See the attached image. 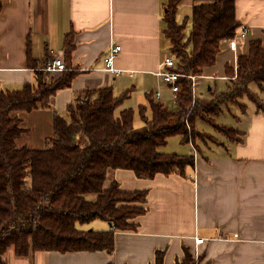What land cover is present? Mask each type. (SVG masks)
<instances>
[{"label": "crops", "instance_id": "obj_1", "mask_svg": "<svg viewBox=\"0 0 264 264\" xmlns=\"http://www.w3.org/2000/svg\"><path fill=\"white\" fill-rule=\"evenodd\" d=\"M169 1L0 0L1 90L13 92L27 84L36 85L41 71L48 81L65 72L76 73L71 86L58 90L48 107L15 113L24 131L18 147L47 148L54 136L56 115L68 116L70 105L87 91L112 88L115 96L121 97L130 90L119 109H133L135 119L137 112L141 117L140 107H147L149 121L143 129H151L148 94L172 111L166 102L173 93L158 75L167 57L176 59L165 33ZM198 1L211 0L181 1L176 17L179 25L186 28L189 19L193 23ZM235 7L241 27H247L249 33L236 50L228 40L222 41L216 63L203 70L195 90L188 81L199 102L214 99L203 97L206 81L230 82L227 68H236L238 57L249 54L251 42L258 40L264 45V0H236ZM183 9L189 13L186 21L180 15ZM68 41L74 45L71 54H67ZM114 44L122 47L114 62L117 74L105 65ZM54 57L63 58L67 69L46 71ZM252 92L264 105V89ZM235 103L241 114L235 116L234 124L216 122L235 133L228 135L215 127L223 137L200 135L198 140L205 148L191 141L193 149L178 154L193 156L195 165L183 172L146 179L131 170L109 171L106 188L117 181L123 191L147 192L142 204L146 211L133 220L137 229L116 231L112 253L36 251L18 256L11 247L3 259L7 264H155L162 252L164 264H176L189 249L200 264H264V109L251 98ZM235 103H225L222 109ZM175 104L178 110V102ZM103 222L95 223V229L96 225L98 231L112 229V224Z\"/></svg>", "mask_w": 264, "mask_h": 264}, {"label": "trees", "instance_id": "obj_2", "mask_svg": "<svg viewBox=\"0 0 264 264\" xmlns=\"http://www.w3.org/2000/svg\"><path fill=\"white\" fill-rule=\"evenodd\" d=\"M182 0H170L165 12V33L171 42L178 70L186 75H202L216 63L223 40L235 36L241 27L236 17V0L198 1L193 8V32L185 42L184 26L177 23ZM2 5L0 3V11ZM191 45L192 51H188ZM67 54L73 50L68 41ZM38 73L36 85L22 90L0 89V264L6 252L15 248L18 256L36 251H107L115 249L116 231L135 230L133 222L145 213L142 206L147 192L123 191L117 181L106 188L110 170H131L139 178L153 179L157 174L183 172L195 165L193 156L162 153L169 139L180 136L185 143L203 135L196 128L201 117L220 132L234 129L216 124L222 105L238 102L244 93L264 109L250 84L264 89V45L251 42L250 52L240 55L237 67H228L231 79L228 92L219 93L209 103L193 100L192 86L183 80L178 110L170 111L154 95L148 94L151 129L138 132L133 109L117 110L130 90L116 97L112 88L87 91L70 105L68 116L57 114L54 136L45 149L19 148L23 128L16 112L46 108L60 89L71 86L76 73L65 72L48 81ZM147 107H140L145 122ZM96 220L112 224L109 231L82 230L79 224ZM185 250L176 264H200ZM155 264H164L163 253ZM209 264V263H205Z\"/></svg>", "mask_w": 264, "mask_h": 264}, {"label": "rangeland", "instance_id": "obj_3", "mask_svg": "<svg viewBox=\"0 0 264 264\" xmlns=\"http://www.w3.org/2000/svg\"><path fill=\"white\" fill-rule=\"evenodd\" d=\"M181 17L182 19H184L185 21L187 20V16L189 15V13H186L185 9L182 10L181 12ZM193 32V23L192 20L189 19L187 20V24H186V28H185V42L187 43V41L189 40L191 34ZM188 51L191 52L192 51V47L191 45L188 47ZM231 85V81H227L225 79H209L208 81H206L203 84L202 87V92L205 94L203 95V97L207 100H211L214 98V94H219V93H225L228 92L229 90V86ZM209 86L213 87L212 92H210L209 90ZM250 88L252 91H258L259 90V86L253 82L250 84ZM201 92V90H199ZM215 92V93H214ZM193 100H197L196 97L193 95ZM241 102H249L250 98L248 97L247 93H244L241 97H239V100ZM231 103V102H228ZM225 104V103H224ZM166 105L168 107H170L172 109V111H176L177 110V105L175 104L174 98L172 97L171 101H167ZM237 105V106H236ZM122 109V108H120ZM120 109L117 110V114H120ZM241 114V109L238 107V103H235V105L230 104V105H226L225 107H223L222 109V113H220L219 116H217L216 122L217 123H221V124H226V125H233L234 121L236 120L235 116L237 114ZM149 116V115H148ZM149 118V117H148ZM134 126L135 129L141 131V132H146V130L148 129H143L146 126V122L139 116L138 112L136 113L135 119H134ZM196 128L199 132L201 133H209V134H213L214 136L218 137V138H222L223 135L216 133L215 131V127L210 124L209 122L204 121L201 117L197 118L196 121ZM197 146H202L203 148H205L203 146V143L201 141L197 140L195 141ZM187 149L189 151H191L192 146L190 143H185L183 142L182 138L180 136H175L169 139L168 143L166 146H163L159 149L160 152H164V153H180L183 152L182 150ZM101 220H97L95 222H91V223H87V224H79V227L82 230H98V225H96L95 229V223L99 222V223H104ZM101 230V229H100Z\"/></svg>", "mask_w": 264, "mask_h": 264}, {"label": "built area", "instance_id": "obj_4", "mask_svg": "<svg viewBox=\"0 0 264 264\" xmlns=\"http://www.w3.org/2000/svg\"><path fill=\"white\" fill-rule=\"evenodd\" d=\"M249 29L247 27H241L236 35L229 39V44L231 47L236 50L238 42L247 37ZM122 47L118 44L111 45L109 52L105 57L106 68L111 71L113 74L119 73L114 66V62L118 54L121 52ZM66 64L63 58L54 57L45 68L46 71H64L66 70ZM161 79L170 87L173 98L175 102H178L179 95L182 91L183 80L187 79L194 87L196 80L199 77L198 75H186L178 70L177 60L174 57H167L162 63L161 71L158 73ZM198 243H203L204 239H197Z\"/></svg>", "mask_w": 264, "mask_h": 264}, {"label": "water", "instance_id": "obj_5", "mask_svg": "<svg viewBox=\"0 0 264 264\" xmlns=\"http://www.w3.org/2000/svg\"><path fill=\"white\" fill-rule=\"evenodd\" d=\"M111 224V223H110Z\"/></svg>", "mask_w": 264, "mask_h": 264}]
</instances>
